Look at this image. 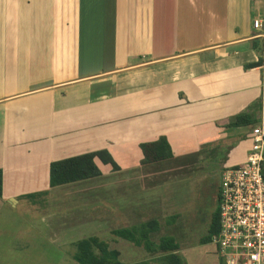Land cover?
I'll list each match as a JSON object with an SVG mask.
<instances>
[{"label": "crops", "instance_id": "0c3cea01", "mask_svg": "<svg viewBox=\"0 0 264 264\" xmlns=\"http://www.w3.org/2000/svg\"><path fill=\"white\" fill-rule=\"evenodd\" d=\"M253 19L264 26V0H0V209L40 207L70 193L68 184L113 173L112 210L103 200L93 216L75 202L57 206L55 222L68 233L62 244L89 218L103 227L112 218L110 231L156 219L151 239L160 230L173 237L188 264L179 244L194 181L160 170L175 154L198 179L243 162L264 108V32ZM159 136L171 156L142 162L140 145L151 150ZM101 148L115 169L96 160L98 176L49 186L51 161ZM112 235L121 263L150 258ZM207 242L215 259L206 264L222 263ZM128 243L141 251L123 261Z\"/></svg>", "mask_w": 264, "mask_h": 264}, {"label": "rangeland", "instance_id": "374dc122", "mask_svg": "<svg viewBox=\"0 0 264 264\" xmlns=\"http://www.w3.org/2000/svg\"><path fill=\"white\" fill-rule=\"evenodd\" d=\"M186 156L175 154L168 164L163 166L160 173H168L171 181H194L191 190L186 193L188 199L183 202L186 206V220L182 222L183 231L186 238L182 246L183 254L188 259V264H206L210 258L215 259L213 245L207 241L199 242V238L205 233L207 224L202 221L208 217L215 207V184H218L221 171H206L204 179H198L197 171L192 163H186ZM166 167V168H165ZM108 173L107 171H105ZM114 174L99 176L96 180L80 181L75 184H68L63 190L69 191L67 195L60 196L52 201L40 203V207H28L24 205H15L0 209V264H78L72 258L74 252V240L83 234H94L99 239L104 240L108 247H115L116 240L109 227H112V218L106 219V225H97L94 218H89L92 224L84 229L82 233L73 235L69 244L64 245L66 241V231H60L59 225L55 222L56 208L62 204L70 202L78 203V208H84L93 216V211L101 209L93 206L102 200L109 203L115 192ZM156 176L153 181H161V177ZM152 181V180H151ZM195 181H198L197 183ZM200 181V182H199ZM82 184V187H81ZM72 192V193H71ZM69 196V197H67ZM90 205V206H89ZM110 209H113V201L109 203ZM89 207V209H88ZM89 210V211H88ZM187 210L190 213H187ZM51 214L53 219L46 223L42 214ZM41 215V218L39 217ZM183 221V220H182ZM162 233V230L156 232L155 241ZM130 250V244H121V257L123 261L138 256L139 248ZM177 252V251H176ZM156 256V255H155ZM152 264H158L155 259H150Z\"/></svg>", "mask_w": 264, "mask_h": 264}, {"label": "built area", "instance_id": "2783aa9c", "mask_svg": "<svg viewBox=\"0 0 264 264\" xmlns=\"http://www.w3.org/2000/svg\"><path fill=\"white\" fill-rule=\"evenodd\" d=\"M252 27L263 34L261 19ZM248 139L243 162L223 169L218 183V229L210 240L223 264H264V108Z\"/></svg>", "mask_w": 264, "mask_h": 264}, {"label": "trees", "instance_id": "16d2710c", "mask_svg": "<svg viewBox=\"0 0 264 264\" xmlns=\"http://www.w3.org/2000/svg\"><path fill=\"white\" fill-rule=\"evenodd\" d=\"M239 119L240 117H237V120ZM249 123H251L250 120L243 121L244 125ZM151 146L152 148L150 150L149 145H147V147L144 144L140 145L143 151L142 162L158 161L171 156V151L164 137L159 136L152 142ZM147 150H150V152H146ZM96 160L103 164H109L112 169L117 167L109 152L104 148L53 160L49 163V186L98 176L100 171L95 163ZM217 217L216 200V206L211 214L207 234L201 242L209 241L211 235L217 232ZM174 218V215L170 216L169 221H172ZM157 229L158 221L152 219L130 227L111 231L112 234L130 241L134 245H141L143 249L149 253V259L121 263L117 258L118 251L113 248H107L106 242L98 239L94 235L81 238L74 242L72 258L78 264H152L150 262L152 258L155 259L158 264H183L181 257L176 252L177 245L173 237L161 235L158 237L157 241L151 239V234Z\"/></svg>", "mask_w": 264, "mask_h": 264}, {"label": "flooded vegetation", "instance_id": "af4514ba", "mask_svg": "<svg viewBox=\"0 0 264 264\" xmlns=\"http://www.w3.org/2000/svg\"><path fill=\"white\" fill-rule=\"evenodd\" d=\"M216 196H217V189H216Z\"/></svg>", "mask_w": 264, "mask_h": 264}]
</instances>
